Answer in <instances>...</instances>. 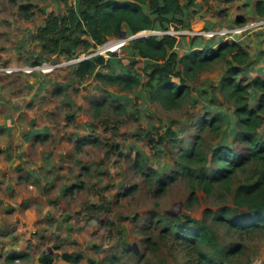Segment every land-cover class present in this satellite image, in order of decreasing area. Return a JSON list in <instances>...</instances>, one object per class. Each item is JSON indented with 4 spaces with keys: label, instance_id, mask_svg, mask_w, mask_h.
<instances>
[{
    "label": "rangeland",
    "instance_id": "rangeland-1",
    "mask_svg": "<svg viewBox=\"0 0 264 264\" xmlns=\"http://www.w3.org/2000/svg\"><path fill=\"white\" fill-rule=\"evenodd\" d=\"M178 1L181 14L154 21L188 31L174 36L178 56L207 40H234L246 53L236 79L262 75L264 21L231 36L191 35L264 19L256 0ZM20 3L36 5L30 17ZM76 6L77 0H0V264H43L40 254L51 257L47 264H264V228L230 224L247 216L234 200L237 185L254 180L264 158L233 164L207 190L198 180L218 166L213 147L228 146L231 161L245 152L234 138L235 104L219 85L228 61L236 63L235 49L182 73L187 91L166 106L150 97V67L130 48L129 39L154 29L107 37L95 47L82 35L88 45L40 50L37 7ZM94 52L104 57L94 71H129L136 84L123 88L94 71L78 76L76 62ZM245 94L254 105L258 91L248 87ZM63 251L80 257L64 260Z\"/></svg>",
    "mask_w": 264,
    "mask_h": 264
},
{
    "label": "trees",
    "instance_id": "trees-1",
    "mask_svg": "<svg viewBox=\"0 0 264 264\" xmlns=\"http://www.w3.org/2000/svg\"><path fill=\"white\" fill-rule=\"evenodd\" d=\"M34 7L36 8V5L33 3L19 4L23 17H30ZM255 7L256 11L262 14L263 0H256ZM37 8L43 14V22L35 28L34 36L40 50L48 54L70 51L81 42L88 45L87 38L90 40V46L95 47L103 43L107 37L117 36L120 30H124L123 36L126 37L141 29H163L167 24L160 25L159 22L154 24L156 19L162 21L165 20V14L182 13L178 0H77L76 7H67L61 12ZM129 41L132 52L144 57L150 67L149 77L155 81L150 88V97L158 98L165 102L166 106L175 104L177 97L187 91L188 85L184 83L182 73L201 69L209 65L212 59L221 57L225 51L234 48L235 52L231 53V57L235 58L236 63L228 61L219 79V85L235 104L238 128L234 138L243 144L245 152L235 157L236 161H231L229 157L231 149L228 146L213 147L211 156L218 166L210 175L204 171L198 173V180L207 190L210 180L228 175L233 164H240L249 157L264 158V71L262 75L256 74L244 83L236 79L235 75L242 69L241 63L246 55L237 41L219 40L212 46L207 40L202 47L191 48L179 56L172 49L175 42L173 35L149 33L142 38H131ZM110 47L113 48L114 45ZM103 62V55L95 52L76 62L75 73L78 76L89 74L94 71L97 64ZM94 74L100 79L106 78L109 82L119 83L123 88L131 87L137 82L136 77L129 71L112 74L95 70ZM173 76H177L178 80L174 81ZM248 87L258 91L254 105H249L247 95H243L247 93ZM214 119H217L216 114L210 119V124ZM260 125L263 126V130L257 133V127ZM234 200L245 204L247 216L242 221L230 222L231 225L240 228L258 225L264 228V165L254 180L237 185ZM60 256L71 262L77 261L80 257L77 253L64 251ZM37 260L47 264L51 257L40 254Z\"/></svg>",
    "mask_w": 264,
    "mask_h": 264
},
{
    "label": "built area",
    "instance_id": "built-area-1",
    "mask_svg": "<svg viewBox=\"0 0 264 264\" xmlns=\"http://www.w3.org/2000/svg\"><path fill=\"white\" fill-rule=\"evenodd\" d=\"M260 21L263 22L264 19H260L257 22H256V20H252V21H250L248 23H244L243 25H240L238 27L234 26L231 28H225V27H223V28H218V27L217 28H211V27L201 28L196 32H192L191 35H194L196 37L204 36L207 38H210L212 36H220V37L221 36L224 37V35L231 36V34L233 35L235 33H240V32L245 31L252 24L259 23ZM185 32H188V31H185V29L181 30V29H176V28L169 26V27H165L163 29H154L152 31V34H156V35L169 34V35H173V36H178V35H183V33H185ZM117 37H118V39H121L124 36H118L117 35ZM33 66H36V65H33ZM33 66H32V68H34ZM28 68H31V66L29 65V67H27V70H28Z\"/></svg>",
    "mask_w": 264,
    "mask_h": 264
},
{
    "label": "water",
    "instance_id": "water-1",
    "mask_svg": "<svg viewBox=\"0 0 264 264\" xmlns=\"http://www.w3.org/2000/svg\"><path fill=\"white\" fill-rule=\"evenodd\" d=\"M124 35V30H120L119 32H118V36H123Z\"/></svg>",
    "mask_w": 264,
    "mask_h": 264
}]
</instances>
